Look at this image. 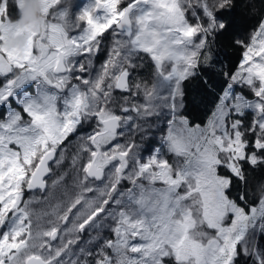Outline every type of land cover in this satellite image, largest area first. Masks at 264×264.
I'll return each mask as SVG.
<instances>
[{
  "label": "snow or ice",
  "instance_id": "6c2138e0",
  "mask_svg": "<svg viewBox=\"0 0 264 264\" xmlns=\"http://www.w3.org/2000/svg\"><path fill=\"white\" fill-rule=\"evenodd\" d=\"M40 4L22 29L0 0V264H264V17L240 38L233 0ZM233 46L197 122L185 85Z\"/></svg>",
  "mask_w": 264,
  "mask_h": 264
},
{
  "label": "trees",
  "instance_id": "16d2710c",
  "mask_svg": "<svg viewBox=\"0 0 264 264\" xmlns=\"http://www.w3.org/2000/svg\"><path fill=\"white\" fill-rule=\"evenodd\" d=\"M264 16V0H233V6L227 11V19L232 21L235 33L240 38H245L258 21ZM241 57V49L229 47L219 57L220 63L216 65V72L211 83L205 86L206 77L198 76L185 85L186 111L197 122H203L211 112L217 95L224 89L228 81L223 75L225 72L235 70ZM252 179L249 188L256 191L259 183L264 182V170H251ZM239 187V185H237Z\"/></svg>",
  "mask_w": 264,
  "mask_h": 264
},
{
  "label": "clouds",
  "instance_id": "9594fccd",
  "mask_svg": "<svg viewBox=\"0 0 264 264\" xmlns=\"http://www.w3.org/2000/svg\"><path fill=\"white\" fill-rule=\"evenodd\" d=\"M41 8L40 0H24V7L20 10L18 23L21 28L30 27L33 22L37 25L41 22L39 10ZM34 30H39L38 28ZM23 43L22 37L11 38L8 41V47H14Z\"/></svg>",
  "mask_w": 264,
  "mask_h": 264
},
{
  "label": "rangeland",
  "instance_id": "374dc122",
  "mask_svg": "<svg viewBox=\"0 0 264 264\" xmlns=\"http://www.w3.org/2000/svg\"><path fill=\"white\" fill-rule=\"evenodd\" d=\"M71 2H72V4H71V10H72V12L73 13H75L76 11H78L79 10V8L81 7V6H83L85 3H86V0H71ZM264 17V16H263ZM255 27V26H254ZM253 27V28H254ZM252 28V29H253ZM252 29L251 30H249L248 31V33H250L251 31H252ZM248 33L246 34V37H247V35H248ZM245 37V38H246ZM241 58V57H240ZM240 58H239V61H240ZM102 59H103V56L101 55L100 57H98V59H97V64H99L101 61H102ZM239 61H238V63H239ZM226 87V86H225ZM224 87V88H225ZM74 139V138H73Z\"/></svg>",
  "mask_w": 264,
  "mask_h": 264
}]
</instances>
